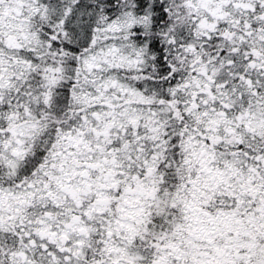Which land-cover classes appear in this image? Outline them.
Here are the masks:
<instances>
[{
	"label": "snow or ice",
	"instance_id": "6c2138e0",
	"mask_svg": "<svg viewBox=\"0 0 264 264\" xmlns=\"http://www.w3.org/2000/svg\"><path fill=\"white\" fill-rule=\"evenodd\" d=\"M0 264H264V0H0Z\"/></svg>",
	"mask_w": 264,
	"mask_h": 264
}]
</instances>
